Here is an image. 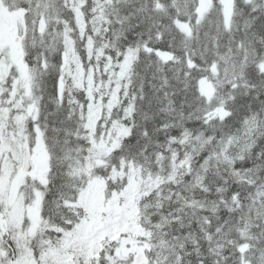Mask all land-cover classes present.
<instances>
[{"label":"snow or ice","instance_id":"6c2138e0","mask_svg":"<svg viewBox=\"0 0 264 264\" xmlns=\"http://www.w3.org/2000/svg\"><path fill=\"white\" fill-rule=\"evenodd\" d=\"M0 264H264V0H0Z\"/></svg>","mask_w":264,"mask_h":264}]
</instances>
